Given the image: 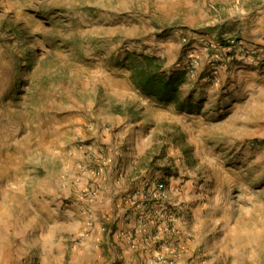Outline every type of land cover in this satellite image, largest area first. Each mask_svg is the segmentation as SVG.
Returning <instances> with one entry per match:
<instances>
[{"label":"rangeland","instance_id":"rangeland-1","mask_svg":"<svg viewBox=\"0 0 264 264\" xmlns=\"http://www.w3.org/2000/svg\"><path fill=\"white\" fill-rule=\"evenodd\" d=\"M258 32L264 0H0V203L29 214L3 264H37L38 208L96 200L110 166L112 187L139 181L122 195L131 247L151 228L158 261L264 264V96L228 73L264 70ZM141 55L184 73L179 102L138 88Z\"/></svg>","mask_w":264,"mask_h":264},{"label":"crops","instance_id":"crops-1","mask_svg":"<svg viewBox=\"0 0 264 264\" xmlns=\"http://www.w3.org/2000/svg\"><path fill=\"white\" fill-rule=\"evenodd\" d=\"M253 36L247 39L262 44L263 41L258 38L263 37L264 32L254 33ZM240 69L236 71L234 68L228 73L232 75L236 72L238 80L241 79L245 84L250 83L253 88L258 87L264 96V70L252 66ZM100 139L101 141L95 143L100 147L101 153L97 152L95 157L100 156L102 161L110 162L115 159V155L112 150L105 148L111 149V142H107L103 137ZM113 147L118 148L117 145ZM90 166L97 168L95 164ZM106 169L104 178L99 182L101 190L96 200L82 201L81 198H76L70 206L63 207V210L60 205L51 208L47 203L38 208V211L41 210L39 212L43 223L36 232L39 240L33 256L38 259L37 264H168V261H158L156 249L161 248V242L158 237L151 236L153 233L151 228L141 231L133 247L123 240L122 231L125 230L126 234L131 228L138 227L141 221L137 218L138 209L133 206L130 212L132 216L130 215L128 220L125 219L122 195L127 189L137 186L139 181H134L135 178L131 177L126 181L128 185L121 181L112 187L113 180L118 183L115 167L110 166ZM128 170L129 168L127 173ZM79 179L76 185L80 187V184L89 182L92 179L90 171L82 172ZM2 205L0 203V264H3L4 258L13 254L11 236L16 232H29V214L24 212L23 215L21 212L17 219H13L9 216L10 210L7 208L1 210ZM125 207L130 209L127 204ZM12 208L14 206L10 205V209ZM35 211L37 213V210ZM59 228L58 233H53Z\"/></svg>","mask_w":264,"mask_h":264},{"label":"trees","instance_id":"trees-1","mask_svg":"<svg viewBox=\"0 0 264 264\" xmlns=\"http://www.w3.org/2000/svg\"><path fill=\"white\" fill-rule=\"evenodd\" d=\"M132 66V79L148 96L163 102H179V89L184 83V73L161 68L154 56L141 55Z\"/></svg>","mask_w":264,"mask_h":264},{"label":"built area","instance_id":"built-area-1","mask_svg":"<svg viewBox=\"0 0 264 264\" xmlns=\"http://www.w3.org/2000/svg\"><path fill=\"white\" fill-rule=\"evenodd\" d=\"M249 48V47H248ZM249 50V52H250V50H251V53L253 54V58L255 59V61L258 63V65H260V66H264V54L263 55H261V56H259V52H258V49H256V48H249L248 49ZM192 66H194V64H192ZM163 187H164V185L162 184V183H158L157 185H156V189L154 190V193L152 192L151 194H149V195H151V196H153V197H159L160 195H162L163 194ZM143 193V190L141 191V190H137L136 191V193H135V197H137V196H141V194ZM145 220H147V218H145ZM147 223V222H146Z\"/></svg>","mask_w":264,"mask_h":264}]
</instances>
